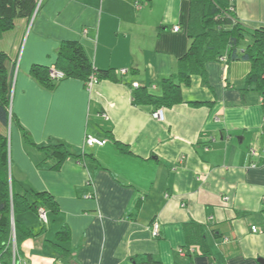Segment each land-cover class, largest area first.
Listing matches in <instances>:
<instances>
[{
	"label": "crops",
	"instance_id": "1",
	"mask_svg": "<svg viewBox=\"0 0 264 264\" xmlns=\"http://www.w3.org/2000/svg\"><path fill=\"white\" fill-rule=\"evenodd\" d=\"M38 1L31 19L0 30V52L16 63L8 130L13 189L32 202L48 193L58 206L47 224L33 211L17 217L33 233L19 257L28 264H143L147 255L161 264H260L264 99L244 92L250 62H230L223 52L206 64L205 79L196 74L182 85V101L157 121L135 96L139 88L160 96L163 80L177 74L191 45L190 1ZM234 2L240 24L264 29V0ZM70 41L96 70L115 76L90 90L78 78L49 87L33 75L35 66L57 67ZM87 135L108 143L84 150ZM59 144L82 157L54 172L55 161L39 147ZM155 221L159 237L151 233ZM66 229L69 238L60 242Z\"/></svg>",
	"mask_w": 264,
	"mask_h": 264
},
{
	"label": "trees",
	"instance_id": "2",
	"mask_svg": "<svg viewBox=\"0 0 264 264\" xmlns=\"http://www.w3.org/2000/svg\"><path fill=\"white\" fill-rule=\"evenodd\" d=\"M189 1L191 4L189 17L191 45L187 53L179 60L177 74L173 78L163 80V91L160 96L150 95L142 88L137 89L136 104L150 105L153 112H155L158 109L170 108L180 103L182 101V85H190L191 77L196 74L205 79L206 64L217 60L223 52H227L230 62L240 59L250 62L252 68L246 77L244 92L255 90L264 99V29L252 31L240 24L235 16L234 0ZM38 5V0H0V30L4 32L11 30L17 19H31ZM245 39L250 42L248 45L243 46ZM55 68L65 74L64 79L78 78L84 81L85 84L92 75H96L99 80L115 76L112 70H96L83 47L74 41L62 44L58 53L57 67ZM50 70L35 66L32 73L49 87H54L60 81L51 79ZM15 76L16 63H11L9 56L4 52H0L1 264H13L12 239L14 234L18 255L21 244L33 236L32 231L23 227L17 220L20 214L28 211L39 213L40 209H45L48 215V211L55 213L58 210L54 198L48 193H35L34 197L37 200L32 202L28 197L29 194L16 193L13 189V181L10 175L8 130L14 120L12 98ZM118 145L121 148L126 147L122 143H118ZM39 149L46 155L47 159L55 161V164L50 168L54 172H59L70 157H77L61 144L39 147ZM13 215L14 224L12 221ZM192 226L196 227L195 225ZM69 233L67 229L59 232L58 240L65 242L69 238ZM187 253L190 255L189 252ZM143 264L161 263L154 260L151 255H147Z\"/></svg>",
	"mask_w": 264,
	"mask_h": 264
},
{
	"label": "built area",
	"instance_id": "3",
	"mask_svg": "<svg viewBox=\"0 0 264 264\" xmlns=\"http://www.w3.org/2000/svg\"><path fill=\"white\" fill-rule=\"evenodd\" d=\"M233 1V0H231ZM139 7V5L137 6ZM180 30V27H175L174 31L178 32ZM85 33H87V30L85 31ZM128 73V70L126 69H122L119 74L121 75H126ZM50 77L51 79L55 80V81H62L65 78V74L59 70H57L56 68H52L50 70ZM100 80L98 79V77L96 75H92L90 77V79L86 82V88L88 89H92ZM102 117L105 120H109L108 115L104 114L102 115ZM163 117H164V108L158 109L157 111L152 113V118L157 120V121H163ZM108 143L107 139H103V138H97L93 135H87L85 137V141H84V150L87 149H93L95 147H104L106 146ZM253 155H256L257 152L256 151H252ZM184 160V158L181 159V162ZM252 167L256 168L257 165H252ZM40 220L44 223L47 224L48 223V215L45 209H40L39 213H38ZM160 224L155 221L153 222L152 226H151V233L154 237H159L160 236ZM252 232L253 233H258L259 230L257 227H252ZM12 245H13V264H28L25 260H22L18 253H17V246H16V238H15V234L13 235V239H12ZM180 255L185 257L187 256L185 251L181 250L180 251ZM1 264V263H0Z\"/></svg>",
	"mask_w": 264,
	"mask_h": 264
},
{
	"label": "rangeland",
	"instance_id": "4",
	"mask_svg": "<svg viewBox=\"0 0 264 264\" xmlns=\"http://www.w3.org/2000/svg\"><path fill=\"white\" fill-rule=\"evenodd\" d=\"M249 40L248 39H245V41L243 42V46H246V45H248L249 44Z\"/></svg>",
	"mask_w": 264,
	"mask_h": 264
},
{
	"label": "water",
	"instance_id": "5",
	"mask_svg": "<svg viewBox=\"0 0 264 264\" xmlns=\"http://www.w3.org/2000/svg\"><path fill=\"white\" fill-rule=\"evenodd\" d=\"M13 224H14V215H13ZM260 264H264V260L260 261Z\"/></svg>",
	"mask_w": 264,
	"mask_h": 264
}]
</instances>
